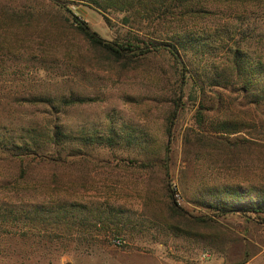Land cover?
Instances as JSON below:
<instances>
[{
  "label": "rangeland",
  "instance_id": "1",
  "mask_svg": "<svg viewBox=\"0 0 264 264\" xmlns=\"http://www.w3.org/2000/svg\"><path fill=\"white\" fill-rule=\"evenodd\" d=\"M46 3L0 0L2 15L9 16L5 8L12 4L33 15L0 27V137H19L22 127L50 123L71 140L117 139L111 147L87 150L88 160L76 159L71 168L21 174L16 164H0V204L21 199L22 205L51 207L54 201L74 205L77 222L87 216L71 229L54 228L61 236L52 241L33 237L40 226L32 224L23 225L22 238L0 235V264H264V212L250 211L261 196L246 195L264 187V107L228 103L243 125L227 138L241 143L223 156L206 149L196 143L199 102L205 107L200 112L216 124L226 119L227 107H218L215 95L228 101L235 93L206 86L201 96L190 82L170 128L177 80L168 58L122 66L91 48L74 28L76 18L102 40L117 42L130 31L122 14L103 16L82 3L53 5L70 30L49 18L53 8ZM231 15L233 42L242 40L249 59L264 66V4L248 2ZM226 39H212L216 56L206 54L201 66H219L232 44ZM65 98L83 101L62 106ZM32 99L49 103H27ZM130 134L142 145L126 144ZM249 141L258 147L248 149ZM236 191L241 196H226ZM97 216L107 223L95 230Z\"/></svg>",
  "mask_w": 264,
  "mask_h": 264
},
{
  "label": "trees",
  "instance_id": "2",
  "mask_svg": "<svg viewBox=\"0 0 264 264\" xmlns=\"http://www.w3.org/2000/svg\"><path fill=\"white\" fill-rule=\"evenodd\" d=\"M39 5L46 4L52 6L53 10L49 14L50 19L56 20L66 29L71 30L69 20L61 14V10L66 5L82 3L101 12L103 16L109 13L122 14V23L129 27L127 33L120 41L107 42L92 32L87 25L74 19V28L81 34L89 46L106 54L109 58L121 62L122 66H136L152 56H164L168 58V63L175 72L177 86L170 94V103L174 108V113L168 120L169 127L174 123V118L183 101V90L191 82L195 87V94L201 96L205 93V88H218L229 93H235V98H227L222 94L215 95V103L218 107L226 106L223 114L225 120H219L216 124L208 121L200 111L205 109L202 101L199 102L196 112L195 122L200 129V136L196 143L212 149L221 156L227 155L230 148L238 147L241 142H230L227 135L241 132L239 126L243 125L239 119L234 118L228 103H239L252 109L264 107V66L261 62L251 61L244 52L243 41L233 42L234 31L228 26V19L232 18V10L245 9L248 2L264 4V0H29ZM56 6L55 8L53 7ZM238 5V6H235ZM9 16L0 14V27L13 26L17 19L32 18L30 13L25 16L20 7L12 4L5 8ZM47 17V16H46ZM53 22V21H52ZM20 25V24H19ZM23 25V24H22ZM240 36L243 34L240 33ZM132 38V39H130ZM149 38V39H140ZM160 38H172V42ZM213 38H227L225 41L232 43L228 46L220 57L219 66L210 65L205 61L201 66L203 56L215 54V40ZM243 38V37H240ZM171 40V39H170ZM221 40V39H220ZM221 41H224L223 39ZM199 57V58H198ZM197 58L199 60H197ZM204 61V60H203ZM199 67L201 73H198ZM19 100L16 98L15 101ZM213 100V101H214ZM27 103L37 104L49 103V100L32 99ZM83 100L65 98L60 101L62 106H70ZM211 102V100H208ZM236 105H240V104ZM240 105V106H241ZM235 120H234V119ZM46 123L40 127H22L21 136L0 137V164L13 163L18 165L21 174L25 170L38 168H71L76 159L87 161L88 151L93 147H111L117 139L116 135L109 137L102 136H79L76 140V148L71 147L72 140L61 128ZM216 127V128H214ZM1 130V127H0ZM113 133V130H111ZM125 137L126 144L134 147L142 145L141 139L130 134ZM205 139V140H203ZM205 142V144H204ZM248 149L258 147L256 142L249 141ZM207 144V145H206ZM264 149V148H263ZM260 193L261 200L253 206L252 213L264 212V187L262 190L250 189L246 192ZM236 194H226L230 198L241 196ZM17 203L3 202L0 204V235L22 238L25 234L22 228L25 224H32L35 229L33 237L46 238L50 241L58 239L61 235L54 228L65 230L82 224L81 218L76 221L74 205L50 201L51 207L45 205L26 206L22 205L21 199H16ZM80 213H82L79 210ZM73 219V220H72ZM87 220V219H86ZM96 222H92L91 227L104 228L107 223L104 218L97 216ZM11 225V226H8ZM15 227H13V226ZM51 226L53 228H50ZM7 227V228H4ZM9 227V228H8ZM99 229V228H98ZM45 233V234H44Z\"/></svg>",
  "mask_w": 264,
  "mask_h": 264
}]
</instances>
